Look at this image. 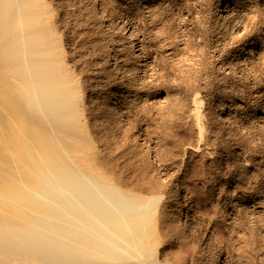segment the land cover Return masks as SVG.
Returning a JSON list of instances; mask_svg holds the SVG:
<instances>
[{"label":"bare ground","instance_id":"obj_1","mask_svg":"<svg viewBox=\"0 0 264 264\" xmlns=\"http://www.w3.org/2000/svg\"><path fill=\"white\" fill-rule=\"evenodd\" d=\"M114 14L113 0H0V264H257L243 240L235 258L207 254L233 237L212 205L220 177L198 95L180 134L169 107L145 108L159 151L130 133L125 103L144 63L133 67ZM195 204L212 211L201 232Z\"/></svg>","mask_w":264,"mask_h":264},{"label":"rangeland","instance_id":"obj_2","mask_svg":"<svg viewBox=\"0 0 264 264\" xmlns=\"http://www.w3.org/2000/svg\"><path fill=\"white\" fill-rule=\"evenodd\" d=\"M214 1L113 0V24L117 27L124 21L129 34L124 45L132 42L135 51L133 67L144 63L135 72L140 94L125 103L127 126L132 135L139 133L138 139L153 146L152 150L160 145L156 150L159 151L164 141L158 140V145L156 139L161 137L151 131L152 121L146 117L145 108L169 107L167 121L172 122L171 131L180 134L186 125L190 99L194 93L198 95L211 128L209 138L214 142L209 146L214 149L210 159L213 158L220 177L213 186V191H217L211 196L212 205L217 204L213 212L227 227L224 236L232 233L229 237H233L228 250L211 244L213 248L209 245L207 254L211 259L230 253L235 258L240 250L237 244L243 240L249 245L247 253L253 250L259 255L257 264H264V0H237L238 11L223 13L226 16L222 20L211 12ZM233 16L235 23L229 22ZM242 54H248L250 63L239 61ZM222 108L227 112L226 121L218 118ZM187 131L186 141L193 135ZM151 133L157 136L153 134V138ZM194 156L197 162L205 160ZM195 206L192 222L199 223L196 226L201 232L206 213L212 211H206L201 204Z\"/></svg>","mask_w":264,"mask_h":264}]
</instances>
